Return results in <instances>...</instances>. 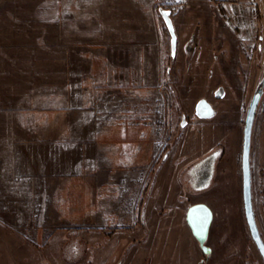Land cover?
Instances as JSON below:
<instances>
[{"label":"rangeland","instance_id":"obj_1","mask_svg":"<svg viewBox=\"0 0 264 264\" xmlns=\"http://www.w3.org/2000/svg\"><path fill=\"white\" fill-rule=\"evenodd\" d=\"M119 1L131 0H0V17L27 18L29 36L37 34L47 45L67 33L69 20L83 22L99 3L111 11ZM15 2L21 7L11 9ZM230 2L246 6L236 12L227 7L231 20L213 5H192L197 14L181 35L191 39L187 56L173 55L170 70L163 71L155 158L123 194L117 179L92 185V198L83 200L43 172L37 177L25 164L28 157L22 158L27 182L19 183L0 153V264H263L244 216L241 153L246 114L259 93L249 168L252 212L264 244V0ZM57 16L64 17L59 25ZM164 36L171 52L169 34ZM34 75L28 74L29 82ZM44 75L50 81L51 74ZM200 100L211 106L210 118L196 115ZM11 139L19 144L21 138ZM207 160L209 180L196 186ZM196 204L211 212L202 245L186 222L187 209Z\"/></svg>","mask_w":264,"mask_h":264},{"label":"crops","instance_id":"obj_2","mask_svg":"<svg viewBox=\"0 0 264 264\" xmlns=\"http://www.w3.org/2000/svg\"><path fill=\"white\" fill-rule=\"evenodd\" d=\"M230 1H119L111 11L99 3L83 22L69 20L67 33L53 36L47 45L41 36H29L27 18L0 17L4 168L26 183L22 173L28 164L37 177L41 171L55 184L68 185L62 191L80 192L83 200L92 198V185H113L117 179L123 194L155 158L157 138L162 137L163 71L170 70L173 55L165 47L168 31L161 12L169 13L174 27L178 60L189 51L188 33L181 35L190 26L189 16L197 14L192 5H213L231 20L227 7L243 11L246 6ZM9 7L21 6L15 2ZM63 18L57 16L56 23ZM28 74H35L34 81H28ZM44 74H51L50 81ZM12 137L21 138L19 144Z\"/></svg>","mask_w":264,"mask_h":264},{"label":"water","instance_id":"obj_3","mask_svg":"<svg viewBox=\"0 0 264 264\" xmlns=\"http://www.w3.org/2000/svg\"><path fill=\"white\" fill-rule=\"evenodd\" d=\"M161 15L163 17L166 29L170 36L171 54L174 55L175 47H176V36L174 33L173 25L169 18V13L167 11H162ZM259 98H260V94L255 93L246 114L244 130H243V138H242L241 171H242V200H243L245 219L248 225L251 238L258 252L260 253V255L264 260V246L261 242L257 228L255 226L252 207H251L250 169H249L250 134H251L252 121L254 118V114ZM195 113L199 118L207 119L213 115V110L205 100H200L195 107ZM210 221H211V212L205 205L196 204L190 206L187 209L186 222L190 227L194 237L200 243V245H202L204 240L206 239L207 230Z\"/></svg>","mask_w":264,"mask_h":264},{"label":"flooded vegetation","instance_id":"obj_4","mask_svg":"<svg viewBox=\"0 0 264 264\" xmlns=\"http://www.w3.org/2000/svg\"><path fill=\"white\" fill-rule=\"evenodd\" d=\"M211 162V160H207L203 165H201V167H200V170L196 173V186H203V185H205L207 182H208V180H209V177H210V163ZM250 169V168H249ZM242 172V171H241ZM251 197V196H250ZM242 202H243V200H242ZM252 207V206H251ZM243 210H244V208H243ZM187 212V211H186ZM244 216H245V214H244ZM254 218V217H253ZM246 220V219H245ZM246 224H247V222H246ZM247 227H248V225H247ZM248 231H249V229H248ZM249 235H250V232H249ZM250 237H251V235H250ZM260 237V236H259ZM261 239V238H260ZM262 242V241H261ZM262 244H263V242H262ZM263 246H264V244H263ZM256 247V246H255ZM257 249V248H256ZM258 251V250H257ZM201 252L203 253H205L206 252V248L205 247H203L202 246V250H201ZM259 253V252H258ZM259 255H260V253H259ZM260 257H261V259H262V262H263V264H264V260H263V258H262V256L260 255Z\"/></svg>","mask_w":264,"mask_h":264},{"label":"bare ground","instance_id":"obj_5","mask_svg":"<svg viewBox=\"0 0 264 264\" xmlns=\"http://www.w3.org/2000/svg\"><path fill=\"white\" fill-rule=\"evenodd\" d=\"M211 165V164H210Z\"/></svg>","mask_w":264,"mask_h":264}]
</instances>
